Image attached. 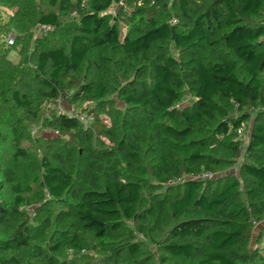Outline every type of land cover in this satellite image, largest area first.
<instances>
[{
    "label": "trees",
    "instance_id": "obj_1",
    "mask_svg": "<svg viewBox=\"0 0 264 264\" xmlns=\"http://www.w3.org/2000/svg\"><path fill=\"white\" fill-rule=\"evenodd\" d=\"M0 4V264H264V0Z\"/></svg>",
    "mask_w": 264,
    "mask_h": 264
},
{
    "label": "rangeland",
    "instance_id": "obj_2",
    "mask_svg": "<svg viewBox=\"0 0 264 264\" xmlns=\"http://www.w3.org/2000/svg\"><path fill=\"white\" fill-rule=\"evenodd\" d=\"M42 2H39L37 5H41ZM112 13H114V9L111 10ZM17 14V8L13 7V8H10V7H7V6H4L2 4H0V24L4 25L7 29V32L4 33V34H0V43H5L7 46L8 45H12L14 43H16L18 40H21L22 39V44L25 43V33H23L22 31H20L13 23L14 21V15ZM74 14V13H73ZM48 31L50 29L47 28H43L42 26H38V25H34L32 30H31V39H30V44H34L36 41V38H39L41 37L42 35V31ZM30 33V29L27 31ZM12 43H10L11 41ZM20 47V46H17V48ZM9 58L13 61V63L17 64L20 60V55L17 51H11L9 53ZM70 93L72 92H68L64 95H70ZM69 96L67 98H69ZM66 97L63 96V103H62V106L65 107L66 111H72V109H70V107H67L66 104H65V100L66 102H68L69 100L67 99ZM87 105V103L85 104ZM85 107V106H84ZM43 108L45 109V113L46 114H50V112L52 111H55L56 113H58V111L56 110L55 107L51 106L50 104V101H45L43 103ZM0 119H2L0 117ZM104 119V123L106 124H109L110 123V118L108 116H104L103 117ZM30 126L29 128L31 129V132H32V135L34 137H38V136H44V138H52L56 135H59V132L55 133V130H52L51 128H48V127H43L41 124L42 122L41 121H35V122H30L29 123ZM249 126H250V123L249 125H247V132L246 134L243 136V139H244V143L246 144L247 140H248V130H249ZM106 142H108V140L105 138V137H102ZM245 144H244V147H245ZM244 150V148H243ZM259 231V227H257L256 229V236H255V240L257 238V233ZM254 244V243H253ZM0 257L2 258L1 254H0Z\"/></svg>",
    "mask_w": 264,
    "mask_h": 264
},
{
    "label": "built area",
    "instance_id": "obj_3",
    "mask_svg": "<svg viewBox=\"0 0 264 264\" xmlns=\"http://www.w3.org/2000/svg\"><path fill=\"white\" fill-rule=\"evenodd\" d=\"M10 43H12V41ZM62 103H63V96L62 95H59L57 98H54L53 100L50 101L51 106L56 108V110L58 111V114H63V115H67V116L74 115L75 117H77L79 119V121H81L82 123H85V124H87L88 122L93 120L92 115H88L87 113H76L75 114L72 111H69V112L66 111L65 107L62 106ZM243 131H244V127L242 126L239 128L238 133L242 134ZM56 132L58 133V131H55V133ZM204 176L208 177V176H210V174L207 173Z\"/></svg>",
    "mask_w": 264,
    "mask_h": 264
}]
</instances>
